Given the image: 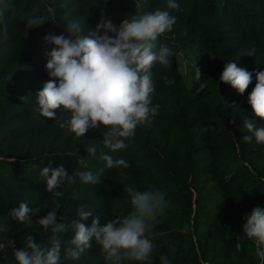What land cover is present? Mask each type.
<instances>
[{
  "label": "trees",
  "instance_id": "trees-1",
  "mask_svg": "<svg viewBox=\"0 0 264 264\" xmlns=\"http://www.w3.org/2000/svg\"><path fill=\"white\" fill-rule=\"evenodd\" d=\"M6 2L9 28L0 33V156L6 159L0 161V223L6 228L0 242L6 247L0 264H10L13 249L23 246L27 232L50 241L51 233L41 235L35 223L51 211L53 199L39 172L45 166L61 165L69 174L91 170L101 178L96 185L78 182L60 189L57 215H63L69 226L62 234L65 242L74 235L71 224L79 221L78 207L92 208V216L82 221L86 226L94 216L103 226L115 215L131 211L123 186L140 190L152 186L164 191L169 201L165 215L147 233L156 246L153 264H160L165 254L172 264H257L242 225L254 207H264V146L241 139L247 134L242 117L262 126L247 97L255 84L254 73L264 70V0H179L178 11L167 9L166 0H145L141 9L134 0H55V20L34 29L28 28L26 20L46 14L40 0ZM158 9L176 17L172 31L158 40L173 52L170 67L155 64L152 68L153 104L159 105V111L137 127L125 149L113 154L130 166L107 169L99 158L89 159L86 151L90 145L107 151L101 143L103 128L76 138L67 127H60L68 119V110H54L55 119L35 111V95L49 79L45 53L53 47L43 37L64 33L66 24L75 19L81 21L80 35L88 36L101 18L118 26L132 14ZM182 48L196 52L190 86L179 71L177 55ZM234 60L253 73L242 95L219 80L224 63ZM194 65L206 84L199 93ZM165 77L173 83L169 85ZM9 157H14L11 163ZM23 200L34 207L49 205L30 217L31 228L21 229L7 218L8 211ZM238 240L243 241L240 251L235 248ZM103 255L92 241L79 261L63 264H104Z\"/></svg>",
  "mask_w": 264,
  "mask_h": 264
},
{
  "label": "clouds",
  "instance_id": "clouds-1",
  "mask_svg": "<svg viewBox=\"0 0 264 264\" xmlns=\"http://www.w3.org/2000/svg\"><path fill=\"white\" fill-rule=\"evenodd\" d=\"M54 2L40 0L46 14L29 16L26 20L28 28H38L45 21H54ZM134 3L137 9H141L145 0H134ZM166 3L167 9L180 10L179 0H166ZM6 9V0H0V33H6L9 28ZM175 23L176 17L169 10L158 9L132 14L118 26L111 20L101 18L88 36L80 35L79 19L67 23L64 33L46 34L43 37L45 44L53 46L45 53L47 60L44 69L49 79L35 95V111L39 116L55 119L54 110H68V119L60 127H67L76 138L84 137L91 129L103 128L104 131L100 132L101 143L107 151L90 145L86 149L88 158H99L107 169H127L129 163L123 158H114L113 154L125 149L126 141L135 136L137 127L150 122L159 111V105L153 104L156 89L152 68L155 64L170 67L173 52L168 46L159 44L158 40L163 34L171 32ZM248 56H252V53ZM254 75L255 84L248 94L247 103L254 116L260 118L259 125L262 126L242 117L247 134L241 140L264 146V70ZM201 77L202 73L194 65L193 80L198 85L197 93L206 88ZM252 79L253 73L238 67L236 60L224 63L219 77L221 82L240 95L244 94ZM165 80L169 85L173 83L166 77ZM13 159L9 157L7 160L11 163ZM4 160L5 156H0V161ZM39 176L46 185V192L53 199L51 211L35 223L41 230L40 234L51 233V239L45 243L43 239H37L36 235L34 238L33 232L25 233L23 246L13 249L10 264L79 261L91 247L92 241L100 246L105 264H146L150 261L156 246L147 233L153 222L167 211L169 201L164 191L152 186L143 190L130 185L123 186L131 211L127 215H115L103 226H99V216H94L90 226H86L82 221L92 216V208L78 207L79 221L71 224L74 235L65 242L62 234L67 232L69 226L63 222V215H57L61 208L58 199L62 196L60 189L78 182L96 185L100 183V175L91 170H77L69 174L61 165L56 168L45 166ZM48 206L34 207L23 200L18 207L8 211L7 218L19 224L21 229L31 228L34 222L30 217ZM5 231V224L0 223V233ZM242 233L254 246L257 264H264V207L256 206L245 216ZM8 243L9 246L12 244L11 241ZM5 247V243L0 242V253ZM242 247L243 241L238 240L236 250L240 251ZM160 264H172L168 254L160 257Z\"/></svg>",
  "mask_w": 264,
  "mask_h": 264
},
{
  "label": "rangeland",
  "instance_id": "rangeland-1",
  "mask_svg": "<svg viewBox=\"0 0 264 264\" xmlns=\"http://www.w3.org/2000/svg\"><path fill=\"white\" fill-rule=\"evenodd\" d=\"M196 52L193 49L182 48L181 51L178 53V61H179V71L183 77L184 82L186 85L190 86L192 83V75H191V66L194 62ZM157 261V258L152 257L148 264H153ZM105 264V262H104ZM128 264V262H125ZM134 264V262H132Z\"/></svg>",
  "mask_w": 264,
  "mask_h": 264
}]
</instances>
